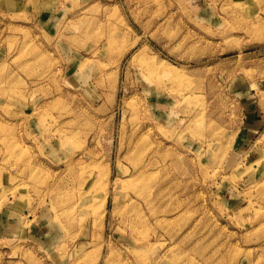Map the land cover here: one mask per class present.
I'll list each match as a JSON object with an SVG mask.
<instances>
[{
  "label": "rangeland",
  "instance_id": "rangeland-1",
  "mask_svg": "<svg viewBox=\"0 0 264 264\" xmlns=\"http://www.w3.org/2000/svg\"><path fill=\"white\" fill-rule=\"evenodd\" d=\"M0 264H264V0H0Z\"/></svg>",
  "mask_w": 264,
  "mask_h": 264
}]
</instances>
